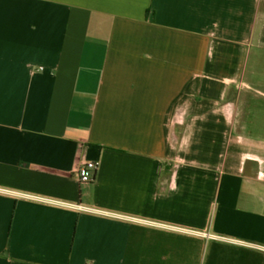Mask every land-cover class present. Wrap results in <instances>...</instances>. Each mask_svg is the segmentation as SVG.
Instances as JSON below:
<instances>
[{
    "label": "crops",
    "instance_id": "obj_1",
    "mask_svg": "<svg viewBox=\"0 0 264 264\" xmlns=\"http://www.w3.org/2000/svg\"><path fill=\"white\" fill-rule=\"evenodd\" d=\"M0 264H264V0H0Z\"/></svg>",
    "mask_w": 264,
    "mask_h": 264
},
{
    "label": "built area",
    "instance_id": "obj_2",
    "mask_svg": "<svg viewBox=\"0 0 264 264\" xmlns=\"http://www.w3.org/2000/svg\"><path fill=\"white\" fill-rule=\"evenodd\" d=\"M99 163L86 162L83 163L77 170L76 174L80 184H89L94 180V176L98 169Z\"/></svg>",
    "mask_w": 264,
    "mask_h": 264
}]
</instances>
